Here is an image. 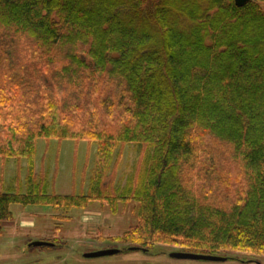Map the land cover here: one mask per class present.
<instances>
[{
  "label": "trees",
  "instance_id": "1",
  "mask_svg": "<svg viewBox=\"0 0 264 264\" xmlns=\"http://www.w3.org/2000/svg\"><path fill=\"white\" fill-rule=\"evenodd\" d=\"M41 139L96 144L86 190H52ZM0 157L27 161L0 234L14 204L52 207L58 231L136 201L115 241L264 255V0H0Z\"/></svg>",
  "mask_w": 264,
  "mask_h": 264
},
{
  "label": "rangeland",
  "instance_id": "2",
  "mask_svg": "<svg viewBox=\"0 0 264 264\" xmlns=\"http://www.w3.org/2000/svg\"><path fill=\"white\" fill-rule=\"evenodd\" d=\"M96 149V144H90L87 141L76 142L75 140L60 141L55 139L49 142L41 139L38 141L37 167L39 170L41 167H44L45 170L51 172L50 179L53 178L52 190L56 193L66 195L74 191L80 192L86 190L89 186V179L95 166ZM138 157L139 155L135 147L129 148L121 159L120 173L122 172L125 175L129 174ZM19 171L21 179L25 182L27 175L26 160L19 162L16 159H3L0 157L1 191L17 188L16 178ZM123 207L120 205L119 212L112 213L108 208H102L98 203L92 204L89 210L93 209V211L101 215L98 227L95 230H91L92 232H87L86 227L79 228V223H77L79 222L80 216L85 213V210L78 208L72 209L69 214L71 218L62 222L63 227H69L70 229L64 230L61 235H58L63 239L61 242H68L75 249V253L72 254L71 250L65 246H58V248H27L26 244L20 241V238H23L22 236L25 235L22 231L16 230L15 228L13 231L11 230L12 232L8 230L6 234L0 235V264H63L58 261V257L62 253L70 257L68 258L69 264H239L232 260L226 262L174 260L164 254L151 256L140 250H128L116 256L113 255L112 257L100 259L87 260L81 258L77 250L85 252L100 248H109L118 242L132 245L127 242L115 241V238L123 236L126 231L137 223L139 204L136 201H131L127 203L125 208ZM11 209L14 214V219H16L15 217L23 209L33 212V218L37 221V226H46L47 228L53 225L54 221L56 222L55 218L50 217V211L53 210L52 207H25L14 204L11 206ZM5 227L6 224H4L3 228ZM155 247L167 252L181 250L179 246L174 244H159ZM219 255L242 258L254 257L264 264V255L262 254L228 251Z\"/></svg>",
  "mask_w": 264,
  "mask_h": 264
},
{
  "label": "crops",
  "instance_id": "3",
  "mask_svg": "<svg viewBox=\"0 0 264 264\" xmlns=\"http://www.w3.org/2000/svg\"><path fill=\"white\" fill-rule=\"evenodd\" d=\"M41 168H40V170H41ZM56 214H57V212L55 209L50 211V217L51 218L52 217L54 218V216ZM33 216H34L33 212L27 211L26 209H23L19 213V215L17 217H15L16 219H14L12 222L6 224V227L3 228V230H5V231L2 232L1 234L2 235L6 234V232L8 230L10 232H12L14 228L16 230L18 229V230L22 231L23 234H25L22 236L23 238H20V241L23 243H26V242H28L30 240H34V239H43V238H47V237H52L53 234H54L53 235V237H54L57 234L55 221H54L53 225L48 226L47 228H46V226H37V221L34 220ZM100 220H101V215L98 212L93 211V209H90V210H85V213H83L80 216L79 222H77V223H79V228L80 227H86L85 229H87L86 230L87 232H92L91 230H95L98 227V223ZM63 226L64 225L62 224V227L60 229L61 232L59 233L60 235L64 230L70 229L69 227H63ZM14 238H16V237H14Z\"/></svg>",
  "mask_w": 264,
  "mask_h": 264
},
{
  "label": "flooded vegetation",
  "instance_id": "4",
  "mask_svg": "<svg viewBox=\"0 0 264 264\" xmlns=\"http://www.w3.org/2000/svg\"><path fill=\"white\" fill-rule=\"evenodd\" d=\"M61 232V230H58L56 233V235L54 237H47V238H43V239H39V240H44V241H47V242H50L52 243L51 245H43V246H30V243L35 241V240H30L24 244H26V247L27 248H30V249H33L35 247H40V248H46V247H51V248H58V246H65L67 248H69V250H71V254L72 253H75V249L73 247L70 246V244L68 242H61L63 239H61L62 237L61 236H58L60 235L59 233ZM125 243H117L115 245H113L112 247H109V248H116V249H121V252L118 253L121 254L125 251H128L130 250L129 248L131 246H135V247H138L136 250H140L148 255H154V256H157V255H160V254H164L166 255L167 257L171 258V259H174V260H190V259H178V258H173L171 257L170 253L173 252V251H170V252H167L165 250H160V249H157L156 247L154 248H149V247H145V246H140V245H135V244H132V245H129V244H125ZM108 247L107 248H100V249H96V250H91V251H85V252H80L77 250V253H79V255L81 256V258H84V259H87V260H92V259H100V258H106V257H112L113 255H108V256H102V257H86L85 254L87 253H91V252H95V251H99V250H102V249H109ZM73 249V250H72ZM180 251H184V250H180ZM188 252V251H186ZM66 254H60L59 257H58V261L59 262H62L63 264H69V259L70 258L69 256L66 255ZM117 254H115L116 256ZM219 256H223V255H219ZM223 257H226L227 260L226 261H229V260H232V261H235L239 264H262V262H260L258 259H255L254 257H248V258H242V257H234V256H223ZM225 261V262H226ZM221 262H224V261H221Z\"/></svg>",
  "mask_w": 264,
  "mask_h": 264
},
{
  "label": "water",
  "instance_id": "5",
  "mask_svg": "<svg viewBox=\"0 0 264 264\" xmlns=\"http://www.w3.org/2000/svg\"><path fill=\"white\" fill-rule=\"evenodd\" d=\"M252 0H235L237 6L242 7L246 5L248 2ZM52 243L44 241V240H35L30 243V246H43V245H51ZM138 247L131 246L130 250H136ZM121 252V249L116 248H109V249H102L99 251L91 252L85 254L86 257H102L108 255H115ZM171 257L178 258V259H190V260H203V261H210V262H218V261H226L227 258L219 255H212V254H201V253H193V252H186V251H173L170 253Z\"/></svg>",
  "mask_w": 264,
  "mask_h": 264
}]
</instances>
